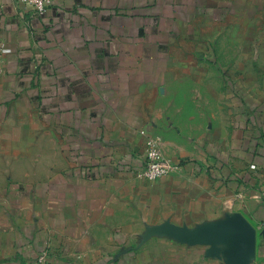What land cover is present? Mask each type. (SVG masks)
Instances as JSON below:
<instances>
[{
  "label": "crops",
  "instance_id": "1",
  "mask_svg": "<svg viewBox=\"0 0 264 264\" xmlns=\"http://www.w3.org/2000/svg\"><path fill=\"white\" fill-rule=\"evenodd\" d=\"M0 39V264H264V0H0Z\"/></svg>",
  "mask_w": 264,
  "mask_h": 264
},
{
  "label": "built area",
  "instance_id": "2",
  "mask_svg": "<svg viewBox=\"0 0 264 264\" xmlns=\"http://www.w3.org/2000/svg\"><path fill=\"white\" fill-rule=\"evenodd\" d=\"M28 10L33 13L44 15L53 5L54 0H19ZM4 48V42L0 39V54ZM175 164L166 158L161 149V140L158 136H150L147 138V146L145 149L144 164L138 171V175L156 181L162 176L170 173ZM255 165H253V168ZM46 255L40 253L29 264H44Z\"/></svg>",
  "mask_w": 264,
  "mask_h": 264
},
{
  "label": "water",
  "instance_id": "3",
  "mask_svg": "<svg viewBox=\"0 0 264 264\" xmlns=\"http://www.w3.org/2000/svg\"><path fill=\"white\" fill-rule=\"evenodd\" d=\"M206 239L211 243L236 240L238 250L251 249L255 243V230L241 214H237L221 230Z\"/></svg>",
  "mask_w": 264,
  "mask_h": 264
}]
</instances>
